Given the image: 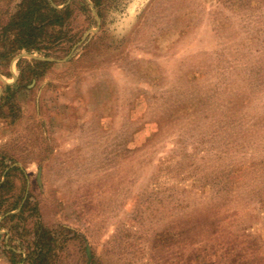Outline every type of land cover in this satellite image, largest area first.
<instances>
[{
    "label": "rangeland",
    "instance_id": "374dc122",
    "mask_svg": "<svg viewBox=\"0 0 264 264\" xmlns=\"http://www.w3.org/2000/svg\"><path fill=\"white\" fill-rule=\"evenodd\" d=\"M21 1L0 264H264V0H49L62 33L9 54Z\"/></svg>",
    "mask_w": 264,
    "mask_h": 264
},
{
    "label": "trees",
    "instance_id": "16d2710c",
    "mask_svg": "<svg viewBox=\"0 0 264 264\" xmlns=\"http://www.w3.org/2000/svg\"><path fill=\"white\" fill-rule=\"evenodd\" d=\"M65 13L66 15L70 13V6L58 10L52 6L49 0H22L19 10L12 15L11 20L4 27L6 31L13 33V39L6 45L9 47L8 53L13 54L22 49H39L40 39L43 35L48 34L50 28H53V35L61 34ZM47 64L49 62H37V66H46ZM45 256L46 254L42 251L39 260ZM38 264H41V261Z\"/></svg>",
    "mask_w": 264,
    "mask_h": 264
},
{
    "label": "water",
    "instance_id": "95a60500",
    "mask_svg": "<svg viewBox=\"0 0 264 264\" xmlns=\"http://www.w3.org/2000/svg\"><path fill=\"white\" fill-rule=\"evenodd\" d=\"M92 8H93V11H95V9H94L93 6H92ZM24 56H31V57H34L35 59H39V60L46 61V62H53V61H56V60L53 59V58L36 57V56L31 55L30 53H23V54H20V55H18V57H16V59H18V58H20V57H24ZM67 60H68V58L64 59V61H67ZM14 79H16V78L14 77Z\"/></svg>",
    "mask_w": 264,
    "mask_h": 264
}]
</instances>
